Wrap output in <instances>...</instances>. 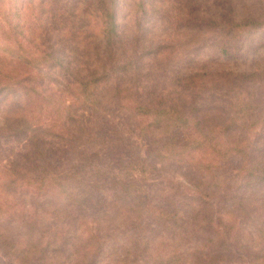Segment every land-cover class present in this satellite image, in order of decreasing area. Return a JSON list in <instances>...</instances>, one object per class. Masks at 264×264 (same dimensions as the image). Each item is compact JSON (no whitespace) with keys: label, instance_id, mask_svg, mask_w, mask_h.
<instances>
[{"label":"rangeland","instance_id":"1","mask_svg":"<svg viewBox=\"0 0 264 264\" xmlns=\"http://www.w3.org/2000/svg\"><path fill=\"white\" fill-rule=\"evenodd\" d=\"M103 9L113 10L118 23L120 36L112 49H106L101 31ZM246 18L256 25L249 27L248 32H241ZM234 28L241 35L239 48L229 53L219 51L226 35ZM49 48L59 49L56 56L62 57L64 64L44 68V75L38 78L53 106H46L42 111L34 104L24 108L23 97L8 95L0 101V125L7 117H32L33 121L42 123L43 136L51 141L55 151L65 146L70 148L65 153L70 154L72 146L65 138L76 136L78 147L98 152L101 162L104 161L102 164L108 167L116 165L119 151L138 153L145 160V172L135 174L137 184L143 186L144 195H149L147 202L165 208L178 201L179 191L189 193L192 187L189 184L197 181V174L204 175L211 183V190L206 193L210 196L201 198L210 202V210L205 211L212 217L211 235L219 234L224 242L218 241L213 251L201 257L223 264H264V237L260 238L257 230L264 228V186L240 179L237 167L242 157L236 155L222 161L221 166L195 171L193 165L178 162L174 154L188 149L176 148L167 155L176 144L170 146L158 140L165 134L155 126L143 128L152 116L128 108L126 103L122 108L118 97L124 96L131 107L138 97L148 101L147 91L156 86L163 93L162 99L169 102L181 91L175 74L201 73L202 80L195 81L205 82L223 80L226 72L254 71L258 72L253 78L264 103V0H0V59L6 69L12 67L9 63L12 57L19 55H28L37 67L44 59L43 52ZM124 69L128 72H123ZM121 72L126 74L120 87L126 89L116 94L110 83L103 92V102L95 104L93 109H85L65 90L67 78L71 80L73 75H84L87 79L94 73L102 74L101 79H112ZM217 103L222 101L211 102V106L197 111L198 117L209 125L203 129L209 130L219 121L209 115H224L223 108L218 106L221 104ZM234 131L224 134L223 141H231ZM246 131V137L257 145L254 155L258 156L254 160L264 164L263 122ZM59 132H62L61 138L55 136ZM91 135L95 139L92 142L88 140ZM156 151L157 154L165 151L166 160H160ZM198 152L196 158H204ZM184 156L187 157V152ZM33 157L28 146L0 133V218L11 221L9 216L15 219L24 209L25 214L36 216L44 234L49 236L56 229L53 225L56 209L53 205L30 202V186L24 185L26 181L19 184L18 176L15 177L17 169L33 166ZM100 207L92 223L100 224L108 244L103 248V258L97 260L99 264H135L138 257H144L147 262L157 253L161 256L168 253L172 240L158 226L143 232L144 240L149 241L147 247L141 244L136 248L131 242L130 220L124 211H114L110 204ZM3 210L7 213L3 214ZM193 221L187 231L198 228L199 224ZM187 239L190 241L181 240L184 247L197 243L198 233ZM114 240L123 243L120 249ZM69 251L55 250L52 256L60 257L63 264H82L78 250L72 251L73 256L67 262L65 255ZM6 255L0 250V264L18 263L16 257Z\"/></svg>","mask_w":264,"mask_h":264},{"label":"trees","instance_id":"2","mask_svg":"<svg viewBox=\"0 0 264 264\" xmlns=\"http://www.w3.org/2000/svg\"><path fill=\"white\" fill-rule=\"evenodd\" d=\"M101 18V31L106 49H112L116 47L117 38L120 36L116 15L111 9H103ZM243 24L246 28L241 27V32L245 30L248 32L249 27L255 26L256 22L246 18L243 19ZM230 31L219 48L221 52L229 53L231 49L239 48L241 37L238 33L239 29L234 28ZM58 52L59 49L54 48L45 50L44 59L37 67H34L33 60L28 55L12 57L9 62L12 64L10 69H6L4 61L0 59V101L8 95H13L17 98L23 97L21 105L24 108L34 104L37 110L42 111L46 106H53L52 101L47 100L49 96L41 89L38 78L44 75V68L64 65L61 61L62 57H57ZM127 63L128 61L124 66ZM127 70L124 69L123 72H128ZM123 72L116 73L112 79H101L102 74L94 73L87 79L84 75L79 77L73 75L71 80L67 78L65 90L74 99L80 101L85 109H93L95 104L103 102V92L110 83L116 94L126 89L120 87L122 76L126 74ZM226 73L231 75L224 74L223 80L213 79L205 82L195 81L196 78L202 80L201 73L187 76L175 74L174 78L178 80V86L184 93L178 92L177 97L169 102L162 99L163 93L157 91L156 86H152L147 91L150 97L148 101L138 97L131 107L124 96L118 95V97L121 98L122 108L126 103L128 108L152 116L143 128L155 126L156 130L160 129L165 134L164 138L160 136L158 140L165 141L164 143L170 146L176 144L167 155L172 154L176 148L188 149V151H174L178 162L185 161L188 165H193L195 171H203L221 166L222 161H229V158L240 155L242 160L237 167L240 179L264 186V164L262 161L254 160V157L258 156L254 155L257 145L246 137L248 132L246 130L249 127H254L259 122H263L264 125V103L260 99L261 95L253 78L258 72ZM217 100L222 101L217 104H221L218 106L223 108L224 115H209L212 119L218 118L219 121L214 122L209 130L203 129L209 125L198 117L197 111L211 106L210 103H216ZM3 121V125H0V133L21 141L30 148L34 156L33 166L17 169L15 176H18L19 184L26 181L24 185L30 186L29 201L53 205L56 209L53 211V225H56V229L54 228L49 236L44 234L36 216L25 214L24 209L15 219L9 216L11 221L0 218V250L5 252L7 257L8 255L16 257L17 264H63L60 257L52 256L55 250H70L65 255L67 262L73 256L72 251L78 250V258L82 264H99L97 260L103 258V248L108 242L101 233L100 224L97 222L95 225L92 222L100 212L95 211L101 208L100 206H109V204L114 211L123 210L126 219L130 220L131 242L134 247L140 248L141 244H145L144 248H146L149 241L144 240L143 232L152 231L157 226L167 237L170 235L172 242L167 254L161 256L157 253L147 262L144 257H138L135 264H185L186 262L223 264L209 261L210 258L206 259L208 257H201L213 251L218 241L224 242L219 234L215 237L211 235L212 217L205 211L210 210V202L205 198L201 200L203 196H210L206 193L211 190V183L204 175L197 174V181L192 183L193 185L189 184L192 187L185 186L189 188V193L179 191L181 196L177 202L171 204V207L150 204L147 202L149 195L143 194V186L137 184L135 176L136 173L145 172L143 163L145 160L138 153L119 151L116 165L108 167L102 164L104 161L101 162L102 158L98 152L87 151L76 145L79 137L65 138V141L71 144L69 146H72L69 154L65 152L70 148L65 146L61 147V151H55L56 148L51 146V141H47L43 136L45 129L42 123L33 121L32 117H7ZM232 129H235L234 138L231 141L224 138L225 143L222 138ZM55 134L59 138L62 136V132ZM88 140L92 142L95 139L91 135ZM104 140L102 145L106 142ZM198 151L204 158H196ZM162 152L158 151L157 154L156 151L155 154L160 160L164 158L166 160L165 151V155ZM185 152L187 157L184 156ZM246 160L250 162L246 163ZM202 203L206 205L203 206ZM5 210L2 211L3 214L7 213ZM191 219L194 220L195 225L199 224L195 231H187ZM257 230L259 237H264V228ZM194 232L198 233V242L184 247L181 240L190 241L187 236H191ZM113 242L118 249L123 244L116 240ZM76 244H79L80 248H77ZM135 255L137 256V253Z\"/></svg>","mask_w":264,"mask_h":264}]
</instances>
